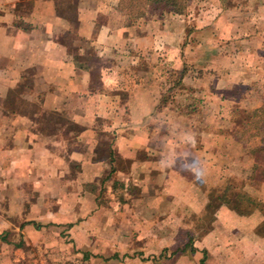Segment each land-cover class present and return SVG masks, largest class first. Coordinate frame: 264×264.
Segmentation results:
<instances>
[{"label": "crops", "instance_id": "crops-1", "mask_svg": "<svg viewBox=\"0 0 264 264\" xmlns=\"http://www.w3.org/2000/svg\"><path fill=\"white\" fill-rule=\"evenodd\" d=\"M28 1L25 10L20 0H0V264L154 258L166 236L163 204L196 212L199 200L205 205L209 191L225 185L219 147L233 137L230 127L242 126L222 112L257 84H245V71L264 80V21L253 24L255 35L235 40L238 51L224 54L233 58L229 70L208 73L212 87L205 72L188 78L187 71L183 81L213 99L215 117H205L201 100L197 129L164 139L156 132L163 122L151 119L162 91L145 68L155 69L154 60L179 68L177 15L130 27L115 23L103 1L77 0L74 25L59 0ZM168 34L169 45L162 43ZM145 47L168 53L151 61L141 56ZM241 57L252 67L238 64ZM239 104L233 112L251 109ZM217 220L223 254L239 226L247 237H236L238 250L229 253L249 251L252 264H264V237L253 233L259 212L241 218L222 205Z\"/></svg>", "mask_w": 264, "mask_h": 264}, {"label": "rangeland", "instance_id": "rangeland-1", "mask_svg": "<svg viewBox=\"0 0 264 264\" xmlns=\"http://www.w3.org/2000/svg\"><path fill=\"white\" fill-rule=\"evenodd\" d=\"M20 1L21 6H23L25 10L31 5L28 0ZM90 1L92 2V0ZM101 1L106 3L108 7H113L115 10L113 19L115 23H121L123 19L125 26L130 27L140 25L141 22L147 24L148 20L152 21V19L167 18L169 20L171 19L170 15H177V25L178 29H180L175 39L176 47H174V50H176L179 68H171L167 61L165 63H163V61L159 63L158 60H154L157 56L163 57V54L168 53L163 47H159L156 50L145 47L143 55H141L155 62V69H148L147 67L145 69L148 72L150 71L147 80L151 81V83H155L159 88H157V90L162 91L161 101L158 105L159 109L155 112L156 115L159 114L153 116L151 119H158L163 122L164 125L162 130L160 129L161 127H158L156 132L158 134L160 130V133L162 132V138L164 139L171 134V131L174 133H172V136L175 138V136H177V131L185 129V131L188 130L192 132L194 129H197V127H195L197 125H194V122H197V120L201 118V110L199 107L201 100H206V104L208 105L209 111L205 117L210 120L215 117L214 109L209 105L213 99H211V97L203 98L202 94L204 93L198 90L197 85L193 82L186 85L183 78L181 79V85H177L179 74H173L172 70L179 71L181 68L185 67L186 73L189 71L187 73L188 78L192 75H200L203 72L208 74L210 71L216 73V71L224 70L226 64L233 61V58L225 56L224 54L228 52L234 54V51H238L241 48L237 43H234L235 40L246 39L243 37L244 35H255L257 31L253 30V24L259 22V20L264 21V18H260V14L258 13L264 10V0H188L185 4V8L180 14L168 10H164L162 13L160 12L161 10L151 12L152 9L148 6L144 11L141 10L143 11L142 13L137 14L139 10L133 11L129 9V7L134 4L133 0H130L129 3L124 0ZM75 2H77V0H59V3L63 6V12H67V14H65L70 21L76 17ZM243 25H247V27H243ZM262 36L264 38V35ZM165 37L166 40L162 41V43L169 45L170 43L168 40L170 35L168 34ZM171 43L172 45L175 44L174 41H171ZM241 44L243 43L241 42ZM247 47L248 46H246V48ZM152 55H154V59L151 57ZM242 59L243 57L238 60V64H243L245 60L242 61ZM245 62L246 64L249 63V66L252 67L250 64L252 61L250 59ZM232 64H235V62ZM213 68L216 69L213 70ZM250 73L251 72L247 70L243 74L246 79L244 80L246 82L245 84L252 85L253 81H256L257 84L246 89V92L244 91L243 94V99L239 100L237 103L228 101V110L226 108V111L222 112L226 120H229V117L230 120H234L236 116L242 118L244 115L248 114V112L252 111V109H255V107H264V80H255V78L249 76ZM139 74L144 73L140 72ZM144 76L145 75H143V78ZM213 79V74H208L205 76L204 82L212 87ZM237 91L241 93L242 88L239 87ZM239 103L245 107L249 106L251 109L247 111L245 109L236 108V112H233L232 110H234ZM243 111H245V113H243ZM260 116L264 119V112H261ZM187 120L190 125H185ZM249 120H251L249 126L244 127L242 131L241 128L230 127L234 135L222 141L219 148L224 153L218 151L221 155L219 161L222 163L223 169H225L226 176L223 184L230 186L227 194L232 200L234 199V195L240 194L237 196L238 200L235 199L233 202H237L244 209L253 207V203L246 198H252L258 201L259 204H262V209L260 207H254L248 213L244 214L238 213L231 207L228 208L241 218L250 217L253 213L259 212L261 214V220L253 225V233L255 236L264 237V234L258 232V227L264 221V201L262 199L264 198V190L263 187L261 188V185L264 184V160L257 161L258 168L253 167L256 162L255 156L257 154L254 150H256L258 146H264V143H262L264 139V124L258 123L257 125H253L252 120L254 121V119ZM243 130H245V132H243ZM227 131H229V128ZM240 133L244 135L243 137L247 138L246 142H242L238 139ZM259 154L262 157L264 156L262 152ZM223 187H217L215 189L216 191L213 193H221L222 191L220 190H222ZM244 195L247 197L245 198ZM241 197L243 198L241 199ZM197 204L199 205L195 212L188 207H183L182 209L178 208L177 210L176 207L169 208L168 205L164 203L163 212L165 213L162 214V230L164 233L166 232V236L165 239H163L162 254L160 255L157 253L154 258L149 256L147 260L141 259L140 257L136 258L135 261L139 262L137 264H146L147 262L153 264L154 259L156 262L161 261V264H200V260L203 256H205L204 264H252L256 258V254H252L249 251H247L245 255H234L229 253L230 250H234V247L238 250V245L232 243L237 239L236 237L240 236L243 239L247 237V233L239 226L234 229L233 236L235 238L227 241L230 242L227 243V247L229 246L230 249L224 254L221 248L218 249L217 237L213 234L215 232L213 231L215 226L218 225L217 210L220 206L224 205L227 207V205L222 204L218 206L211 216V213L205 210V205L201 200H199ZM189 237H191L190 244L185 247L184 252L173 251L177 247L182 248L184 243L186 245ZM210 237H214L215 240ZM241 243L243 242L241 241ZM191 248H194V251H191ZM172 252L177 253L171 255ZM127 258L125 259L126 261H128ZM134 258L135 257H132V259ZM262 258L264 259V256H262ZM125 260L124 256H122V259L119 261L123 263ZM108 261L110 260H101L100 258L89 259L83 255L81 259L72 256L64 263L101 264V262L106 263ZM130 261L132 262V260ZM112 262L113 263L108 262L106 264H115L116 261L112 260Z\"/></svg>", "mask_w": 264, "mask_h": 264}, {"label": "trees", "instance_id": "trees-1", "mask_svg": "<svg viewBox=\"0 0 264 264\" xmlns=\"http://www.w3.org/2000/svg\"><path fill=\"white\" fill-rule=\"evenodd\" d=\"M125 2L129 3L130 0ZM132 1V0H131ZM188 0H133L134 4H132L129 9L136 11L139 10L137 14L142 13L146 7H150L152 10L151 12H155V11H159L162 13V11L164 10H168L170 12L173 13H181L183 11V9L185 8V4L187 3ZM143 10V11H141ZM72 23L74 25H77V19L76 17L71 20ZM172 73L175 74H179V80L177 82V85H181V79L184 77V75L186 74V69L185 67L181 68V70L179 71H174L172 70ZM180 83V84H179ZM264 112V107H258L255 109H252V111L248 112V114L244 115L242 118H238V116H236L235 121H237V123L241 124V131L244 127H248L249 123L251 122V120L249 119H254V121L252 120V124L253 125H257L258 123H262L264 124V119L261 118L260 113ZM243 113H245V111H243ZM250 113V114H249ZM243 132H245V130H243ZM244 135L240 133V136H238V139L242 142H246V137H243ZM262 143H264V139L262 141ZM257 154L255 156L256 158V162L253 165L254 168H258L257 166V161L258 160H264V156L262 157L259 153L262 152L264 154V146H258L256 148V150H254ZM230 186L225 184L224 187L222 188L221 193L215 194L213 192H215L216 190H210L209 191V199L208 202L205 204V210L211 213V216L213 215L215 209L218 208V206L225 204L227 205V207H231L233 209H235L238 213L240 214H244V213H248L250 210H252L254 207H260L262 209V204H259L258 201L252 199V198H246L247 196L244 195V197L246 199H249L250 202L253 203V207L252 208H248V209H244L240 206V204H238L237 202H233L235 199L238 200V197L240 194L238 195H234V199L232 200V198H230V196L227 194V192L229 191ZM243 197H241L242 199ZM264 211V208H263ZM258 232L261 234H264V221L262 222V224L258 227ZM190 239L191 237H189L188 242L184 243L182 248H175L173 251H177V252H184L185 251V247L188 246L190 244ZM191 251H194V248H191ZM177 252H172L171 255H174ZM162 254V251L160 253V255ZM204 257L200 260V264H204Z\"/></svg>", "mask_w": 264, "mask_h": 264}]
</instances>
